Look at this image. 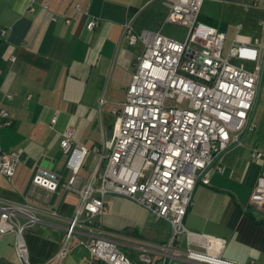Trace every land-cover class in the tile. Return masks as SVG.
Instances as JSON below:
<instances>
[{
  "label": "crops",
  "instance_id": "1",
  "mask_svg": "<svg viewBox=\"0 0 264 264\" xmlns=\"http://www.w3.org/2000/svg\"><path fill=\"white\" fill-rule=\"evenodd\" d=\"M167 11L162 0H0V107L12 119L10 126L0 127V156L22 152L12 177L0 173V212L2 206L17 204L24 207L16 216L20 223L29 214L37 216L24 232L32 262L43 264L61 248L79 202L62 185L55 192L34 185L33 174L46 165L61 183L68 178L61 146L68 127L75 131V142L89 149L112 141V109L125 100L144 50L141 42L129 43L124 26L130 22L137 32H162ZM91 19L98 24L90 30ZM200 20L225 33L227 49L237 40L256 42L262 74L250 116L253 127L204 171L209 183L197 184L185 225L226 238L225 259L264 264V208L249 203L261 170L251 149L264 150V0H203ZM244 65L252 69L255 63ZM105 203L94 223L115 237L131 259L138 257L137 247L156 248L172 235L166 221L150 225L152 213L126 197L110 195ZM79 219H85L84 212ZM148 226L158 227L162 237L145 238ZM15 241V232L0 234V264H22ZM78 247L87 253L74 255ZM88 255L84 246H75L63 264H86Z\"/></svg>",
  "mask_w": 264,
  "mask_h": 264
},
{
  "label": "built area",
  "instance_id": "2",
  "mask_svg": "<svg viewBox=\"0 0 264 264\" xmlns=\"http://www.w3.org/2000/svg\"><path fill=\"white\" fill-rule=\"evenodd\" d=\"M162 1L168 7L166 22L186 26V37L179 41L125 24L129 43L141 42L144 50L125 100L112 109V141L89 149L75 142V131L68 127L61 140L68 178L61 183L59 174L47 167H38L32 176L38 187L55 192L62 185L79 197L63 245L43 264H63L78 245L88 250L86 264H238L223 257L226 238L188 229L185 217L197 184L209 183L204 171L253 127L250 116L262 74L261 49L256 42L237 40L224 53L225 33L200 20L203 0ZM97 24L91 19L87 28ZM244 62L255 65L248 69ZM0 118V127L12 124L1 107ZM90 152L98 159L86 177L81 170ZM251 155L260 161L261 170L249 203L264 208V150L253 148ZM21 157V151L3 152L0 173L12 177ZM110 195L126 197L166 221L171 237L156 248L137 247L138 257L131 259L115 237L94 223ZM21 211L24 207L17 204L2 206L0 234L15 232L19 261L37 264L30 259L24 232L38 218L29 214L20 223L16 216Z\"/></svg>",
  "mask_w": 264,
  "mask_h": 264
},
{
  "label": "rangeland",
  "instance_id": "3",
  "mask_svg": "<svg viewBox=\"0 0 264 264\" xmlns=\"http://www.w3.org/2000/svg\"><path fill=\"white\" fill-rule=\"evenodd\" d=\"M187 31H188V28L186 26L181 25V24H173L170 22H166L164 24L163 29H162L163 34H165L171 38L177 39L179 41H184L186 34H187ZM228 44H229V41L227 39L225 42L224 53L227 50ZM233 62L238 63V60L234 59ZM96 162H97L96 156L92 153H89L87 158H86L85 165H84L83 169L81 170L82 175H84V176L89 175L92 172V170L94 169ZM158 220H160V219L157 218L154 214L149 215L148 221H149L150 225H153V223H155ZM151 228H152L151 226H148L144 229L143 234H144L145 238L150 239V240H159L162 237V231L160 229H158V227H157V229L155 227L156 230L151 229ZM120 239L121 238H119V240ZM120 248L123 251L125 250L124 247H120ZM82 253L83 254L87 253L83 247H78L74 251V255H79ZM185 264H189V263H185Z\"/></svg>",
  "mask_w": 264,
  "mask_h": 264
},
{
  "label": "water",
  "instance_id": "4",
  "mask_svg": "<svg viewBox=\"0 0 264 264\" xmlns=\"http://www.w3.org/2000/svg\"><path fill=\"white\" fill-rule=\"evenodd\" d=\"M264 54V53H263ZM260 80H261V78H260ZM257 97V96H256ZM44 167H47L46 165H43ZM47 168H49V167H47Z\"/></svg>",
  "mask_w": 264,
  "mask_h": 264
}]
</instances>
